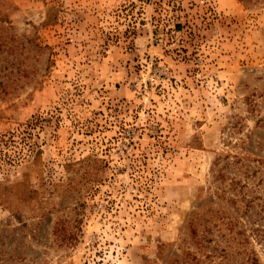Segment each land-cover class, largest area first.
<instances>
[{
    "label": "rangeland",
    "instance_id": "1",
    "mask_svg": "<svg viewBox=\"0 0 264 264\" xmlns=\"http://www.w3.org/2000/svg\"><path fill=\"white\" fill-rule=\"evenodd\" d=\"M0 264H264V0H0Z\"/></svg>",
    "mask_w": 264,
    "mask_h": 264
}]
</instances>
